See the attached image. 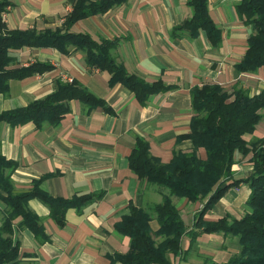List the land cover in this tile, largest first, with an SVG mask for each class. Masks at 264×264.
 I'll list each match as a JSON object with an SVG mask.
<instances>
[{"label": "crops", "instance_id": "crops-1", "mask_svg": "<svg viewBox=\"0 0 264 264\" xmlns=\"http://www.w3.org/2000/svg\"><path fill=\"white\" fill-rule=\"evenodd\" d=\"M2 14L7 29L56 28L63 25L75 0H9ZM239 0H208V12L222 30V41L213 47L206 32L191 38L186 33L173 35L172 29L191 15L186 0H126L105 13L76 21L71 31L85 32L97 41L115 40L112 55L127 72L146 82L160 80L175 85L166 92L151 95L140 104L121 83L108 85L106 70L88 66L84 53L72 49L63 54L51 47H23L10 51V67L47 62L52 69L23 79H11L6 93H0V111L25 106L54 90L57 78L77 81L105 100L113 112L89 109L78 100L67 102L69 112L57 125L44 123L38 128L29 122L11 127L0 122V149L17 163L11 172L16 191L27 190L32 180L42 178L41 188L56 197L102 192L101 198L65 212V224L58 226L49 217V207L37 197L28 200L29 208L43 220L49 240L40 242L26 228L13 225V239L19 240L14 264H123L111 262L116 253H126L130 240L115 231L114 225L128 214L130 206L152 211L169 195L168 189L140 180L128 166V156L136 137L149 143V151L159 161L168 162L174 151L192 148L189 132L192 116L190 90L205 83H217L231 91L264 84V66L254 72L238 73L235 64L245 52L250 33L239 18ZM252 86V87H251ZM263 117L251 137L264 138ZM199 154L204 156L203 148ZM233 179L246 178L252 171L250 154H236ZM250 189L246 183L230 187L204 214L203 220L223 216L240 218L247 210ZM179 210L185 232L193 227L204 201H189L170 195ZM6 205L0 201V224ZM152 231L159 228L155 218ZM159 239V238H157ZM181 248L169 253L172 264H223L239 250L236 237L201 233L194 241L185 233Z\"/></svg>", "mask_w": 264, "mask_h": 264}, {"label": "trees", "instance_id": "trees-1", "mask_svg": "<svg viewBox=\"0 0 264 264\" xmlns=\"http://www.w3.org/2000/svg\"><path fill=\"white\" fill-rule=\"evenodd\" d=\"M126 0H75L63 25L56 28L7 29L2 14L10 5L0 0V93H6L11 79H23L52 69L47 62L36 61L26 66L10 67L11 50L23 47H51L63 54L72 49L84 53L88 66L106 70L108 85L121 83L131 91L140 104L151 95L166 92L175 85L160 80L146 82L127 72L124 65L112 55L115 40L97 41L88 33L71 31L78 20L120 5ZM191 15L172 29L173 35L181 33L196 37L204 30L211 46L222 41V30L208 12V0H186ZM235 10L242 22L249 26L245 52L235 66L238 73L254 72L264 66V0H239ZM192 116L186 137L192 142L187 152L174 151L171 159L163 163L152 156L149 143L136 137L128 156V166L140 180L168 189L161 202L151 212L134 205L115 223L116 232L129 237L126 253H116L111 262L123 264H170L168 254L181 248V237L187 233L194 241L201 233H217L237 238L239 250L223 264H264V138L251 137L264 111V88L257 93L234 86L231 91L217 83H205L190 90ZM78 100L89 109L101 108L112 113L105 100L91 93L77 81L57 78L54 90L41 99L25 106L0 111V122L16 127L29 122L40 128L44 123L57 125L69 112L67 102ZM203 148L204 156L199 154ZM250 154L252 171L246 178L233 179L232 166L236 154ZM17 163L7 159L0 149V201L6 205V213L0 224V264H14L19 253V240L13 239L17 229H29L40 242L49 240L43 220L28 206L34 197L49 207V217L58 225L65 224V212L102 197V192L74 195L70 198L52 196L40 186L42 178L32 180L27 190L16 191L11 172ZM246 183L250 194L247 210L240 218L223 216L214 221L203 220L204 214L233 186ZM170 195L185 197L189 201L206 199L197 212L192 229L185 232L179 210L171 202ZM155 218L159 224L152 231L149 221ZM159 238V239H157Z\"/></svg>", "mask_w": 264, "mask_h": 264}, {"label": "rangeland", "instance_id": "rangeland-1", "mask_svg": "<svg viewBox=\"0 0 264 264\" xmlns=\"http://www.w3.org/2000/svg\"><path fill=\"white\" fill-rule=\"evenodd\" d=\"M262 85L264 84H261L260 86H253V90L252 92H255V90H259L260 88H262ZM252 87V86H251ZM247 207V206H246Z\"/></svg>", "mask_w": 264, "mask_h": 264}, {"label": "built area", "instance_id": "built-area-1", "mask_svg": "<svg viewBox=\"0 0 264 264\" xmlns=\"http://www.w3.org/2000/svg\"><path fill=\"white\" fill-rule=\"evenodd\" d=\"M170 264H172V263H170Z\"/></svg>", "mask_w": 264, "mask_h": 264}]
</instances>
